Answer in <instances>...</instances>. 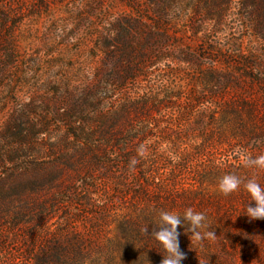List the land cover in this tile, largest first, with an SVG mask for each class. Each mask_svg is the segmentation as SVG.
Returning <instances> with one entry per match:
<instances>
[{
    "label": "rangeland",
    "instance_id": "rangeland-1",
    "mask_svg": "<svg viewBox=\"0 0 264 264\" xmlns=\"http://www.w3.org/2000/svg\"><path fill=\"white\" fill-rule=\"evenodd\" d=\"M256 141L264 0H0V264L53 238L161 264L152 222L187 208L216 238L179 227L182 264H264L254 202L216 190Z\"/></svg>",
    "mask_w": 264,
    "mask_h": 264
},
{
    "label": "clouds",
    "instance_id": "clouds-1",
    "mask_svg": "<svg viewBox=\"0 0 264 264\" xmlns=\"http://www.w3.org/2000/svg\"><path fill=\"white\" fill-rule=\"evenodd\" d=\"M262 142L264 141H256V143ZM236 154L243 166L254 170L253 174L248 178H241L232 173L224 174L218 180L216 190L220 194L228 196L243 186V190L250 198L249 202H254V206L246 204L243 214L250 220H262L264 219V184L260 182L258 174L264 172V154L253 157L246 150L240 149ZM130 163L135 165L136 160L133 159ZM152 223L159 230H154L149 237L154 240L162 253L161 264H182L185 259L179 246V227H185L186 234L191 233V243L216 238L214 231L210 230L205 213L192 208H187L182 213L161 209ZM142 231L146 235L148 226L144 227Z\"/></svg>",
    "mask_w": 264,
    "mask_h": 264
},
{
    "label": "trees",
    "instance_id": "trees-1",
    "mask_svg": "<svg viewBox=\"0 0 264 264\" xmlns=\"http://www.w3.org/2000/svg\"><path fill=\"white\" fill-rule=\"evenodd\" d=\"M60 240L58 238L46 240L36 252L31 251L34 253L35 264H69L73 260L72 264H84L86 260H90L89 254L80 252L81 241L77 240L79 244L73 247L69 242L65 244ZM125 245L132 246L128 240ZM28 249L32 250L31 248ZM95 256L91 262L92 264H109L112 260V257L108 254L106 256L96 254Z\"/></svg>",
    "mask_w": 264,
    "mask_h": 264
}]
</instances>
